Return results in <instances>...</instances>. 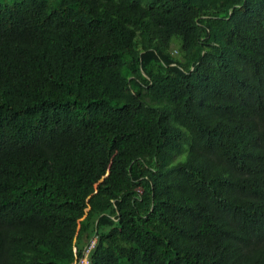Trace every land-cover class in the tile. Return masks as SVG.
<instances>
[{
  "label": "trees",
  "instance_id": "obj_1",
  "mask_svg": "<svg viewBox=\"0 0 264 264\" xmlns=\"http://www.w3.org/2000/svg\"><path fill=\"white\" fill-rule=\"evenodd\" d=\"M87 249L264 264V0H0V264Z\"/></svg>",
  "mask_w": 264,
  "mask_h": 264
},
{
  "label": "built area",
  "instance_id": "obj_2",
  "mask_svg": "<svg viewBox=\"0 0 264 264\" xmlns=\"http://www.w3.org/2000/svg\"><path fill=\"white\" fill-rule=\"evenodd\" d=\"M93 243H94V239H92V240L90 241V244H89V245L91 246ZM88 250H89V249L86 250V256L83 257V258H85L86 260H87V252H88ZM83 258L81 259V261L79 262V264H82V260H83Z\"/></svg>",
  "mask_w": 264,
  "mask_h": 264
},
{
  "label": "rangeland",
  "instance_id": "obj_3",
  "mask_svg": "<svg viewBox=\"0 0 264 264\" xmlns=\"http://www.w3.org/2000/svg\"><path fill=\"white\" fill-rule=\"evenodd\" d=\"M175 50V49H174ZM173 50V51H174ZM82 264H87V260L85 259V258H83V260H82Z\"/></svg>",
  "mask_w": 264,
  "mask_h": 264
}]
</instances>
